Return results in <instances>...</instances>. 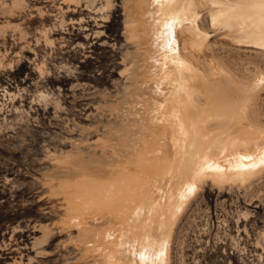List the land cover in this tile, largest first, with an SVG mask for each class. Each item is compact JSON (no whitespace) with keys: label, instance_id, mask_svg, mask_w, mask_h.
<instances>
[{"label":"rangeland","instance_id":"1","mask_svg":"<svg viewBox=\"0 0 264 264\" xmlns=\"http://www.w3.org/2000/svg\"><path fill=\"white\" fill-rule=\"evenodd\" d=\"M126 20L125 0H0V264L103 260L62 221L78 193L72 165L110 180L139 161L141 116L125 101L141 60ZM202 26L203 59L212 50L245 83L264 75V50L216 30L207 11ZM253 97L264 122V83ZM250 182L197 188L176 221L171 264H264V170Z\"/></svg>","mask_w":264,"mask_h":264},{"label":"bare ground","instance_id":"2","mask_svg":"<svg viewBox=\"0 0 264 264\" xmlns=\"http://www.w3.org/2000/svg\"><path fill=\"white\" fill-rule=\"evenodd\" d=\"M125 6L127 39L141 60V84L125 101L141 116L139 161L134 169L121 164L120 177L110 180L72 165L78 193L67 197L62 223L78 230L76 240L100 255V264H171L176 221L197 188L210 181L248 189L264 170V122L253 97L264 75L245 83L211 49L202 58L209 40L203 11L233 41L264 50V0H125Z\"/></svg>","mask_w":264,"mask_h":264}]
</instances>
